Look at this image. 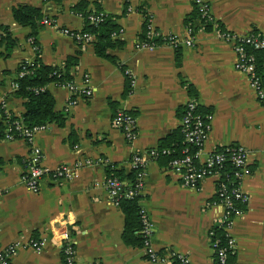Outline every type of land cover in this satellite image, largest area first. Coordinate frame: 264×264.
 Segmentation results:
<instances>
[{
  "label": "crops",
  "instance_id": "0c3cea01",
  "mask_svg": "<svg viewBox=\"0 0 264 264\" xmlns=\"http://www.w3.org/2000/svg\"><path fill=\"white\" fill-rule=\"evenodd\" d=\"M79 1L0 0V25L7 26L15 42L9 53L0 42V96L9 113L21 117L23 100L12 94L11 83L19 64L30 63L37 54L42 63L55 66L75 55L71 80L79 87L87 75L91 89L89 96L74 95L75 104L65 110L71 93L48 83L53 109L64 115L63 125L47 124L30 143L0 137V246L18 244L9 264H62L59 242L64 237L73 245L74 264H170L169 252L186 257L190 264H213L208 231L219 224L223 212L214 201V179L204 178L196 188L185 187L162 159L146 154L179 127L188 99L196 102L201 113L211 114L198 162L226 144L240 145L246 152L240 187L248 199L230 229L232 262L264 264V109L246 75L233 67L236 56L231 41L219 36L220 31L262 33L264 0H201L217 22L208 28L196 17L187 22L195 11L194 0H86L88 8L98 2L120 27L113 38L120 39L121 45L108 50L117 64L97 57L91 42L78 43L68 35L83 28L82 18L71 10ZM20 4L37 8L49 22L40 25L34 39L29 37V27L11 17L10 9ZM144 14L154 30L174 36L179 46L173 48L159 38L153 46L137 48ZM187 28L190 46L181 43L189 37ZM117 110L134 117L132 140L111 124ZM30 148L39 151L42 163L51 168L92 163L78 168L69 181L54 183L45 177L31 192L20 179ZM136 152L146 159L139 203L152 224L151 245L164 255V263L151 262L141 247L123 243L122 212L110 202L103 185L102 163L127 169ZM30 240L41 242L38 252L29 246Z\"/></svg>",
  "mask_w": 264,
  "mask_h": 264
},
{
  "label": "built area",
  "instance_id": "2783aa9c",
  "mask_svg": "<svg viewBox=\"0 0 264 264\" xmlns=\"http://www.w3.org/2000/svg\"><path fill=\"white\" fill-rule=\"evenodd\" d=\"M194 4L197 8L199 20L202 23H212L215 21L212 15L209 13L208 6L201 0H194ZM102 12L97 15H88V20L95 23L101 20L100 16ZM41 24L49 23L45 19H41ZM144 40L137 41L135 46L137 48H146L155 45L154 42L150 41L152 38L157 37L162 41L167 42L173 48L179 46V40L174 36H161L160 32L152 28L149 16L144 18ZM78 43H87L92 39V35L82 31H70L67 32ZM120 33V29L117 33H113L115 37ZM189 37L181 40L185 46H190L191 41V29L187 28ZM219 36L225 41H231L232 48L235 53L236 59L233 67L236 71L245 74L247 77L248 85L252 90L256 100L259 102L261 107L264 109V89L260 82L258 75L254 68V57L250 50H258L264 48V31L262 33H248V34H232L226 31H220ZM27 63V62H26ZM25 73L24 70L17 72L16 78L21 77ZM125 73H127L125 71ZM133 80L129 78V85H132ZM61 88L71 93V97L68 98L65 104V110L73 106L76 102V95L81 94L89 96L91 89L89 86V77L83 76L82 85L76 86L74 82L68 81L59 84ZM17 84L13 81L11 88L14 90ZM75 95V96H74ZM0 111L4 115L8 114L6 102L3 97L0 96ZM6 122V120H5ZM211 114L209 112L201 113L197 104L193 99H188L184 102L182 114L179 120V130L183 135L185 142V148L181 150L183 154L181 157L173 158L169 162V168L174 171L180 178V182L183 186L188 188H196L198 183L204 178H213L215 192L220 196L217 201L223 208L219 224L222 227L224 242L221 245L218 238H213V228L208 231L209 244L212 253L215 254V259L219 264H225L227 255L233 253L234 240L230 234V229L233 226L234 220L242 214V206L247 202V195L241 190V178L245 172L246 167V152L244 148L236 144H226L221 146L219 151L209 152L203 162L197 161V156L203 142L206 138L207 132L210 128ZM111 124L120 130L126 140H132L135 134V119L132 114L117 110L111 119ZM47 125H34L31 127H25L22 119L16 117L9 123H5L3 138L6 140H12L19 138L27 143L32 141L33 136L40 131L45 130ZM187 146L194 148L193 152L187 153ZM160 153L168 154L169 149H162ZM149 158H153L157 155V151L150 149L146 152ZM229 160L233 166V179L235 180V186L228 188L227 183L221 179L222 172L220 168L222 164ZM199 164L197 166L195 163ZM23 171L20 176L23 185L31 192H36L39 187L40 181L48 177L52 182L58 183L61 181H69L76 176L78 168L84 165H89L92 162H73L64 163L55 167H47L42 163V157L35 148H30L29 154L23 160ZM146 159L143 154L133 153L130 156L129 165L131 167H138L139 170L136 173V179L132 188L124 193V196H132L139 194L142 189V178L144 175V167ZM106 194L110 199V202L118 207V197L120 182L115 178H105L103 182ZM140 229L139 233L142 236L141 248L144 252V256L151 262L164 263L166 258L164 255H159L153 249L150 239L152 236V224L145 212L141 207L139 211ZM29 246H31L36 252L40 250V241L30 240ZM60 250L62 252L65 264H74V249L69 239L64 237L59 242ZM17 243H10L6 246H0V264H9L11 255L17 249ZM170 260L177 259L181 264H190L188 259L184 256L169 252Z\"/></svg>",
  "mask_w": 264,
  "mask_h": 264
},
{
  "label": "trees",
  "instance_id": "16d2710c",
  "mask_svg": "<svg viewBox=\"0 0 264 264\" xmlns=\"http://www.w3.org/2000/svg\"><path fill=\"white\" fill-rule=\"evenodd\" d=\"M87 5L88 2L86 0H81L71 6L72 12L79 15L83 20V28L80 31L87 32L92 35L90 42L92 43L93 52L97 57L108 59L112 63L117 64L115 59L108 54V50L121 45L122 41L118 38H113L112 36L113 33H117L119 31L120 27L115 23L114 16L106 14L100 10L98 2L94 1L92 8H88ZM99 12H102V15L100 16L101 20L95 23H92L88 20V15H97ZM10 14L12 19L17 24L29 27V37L34 39L37 29L40 27V25H42L40 23L42 15L39 10L32 6L20 4L12 7L10 9ZM145 15L146 14H144V16ZM193 17L199 18L196 5L195 11L192 12L188 17L187 22H190ZM203 24L206 25V28L213 25L209 22ZM216 24L217 22L214 23V25ZM142 28L143 30L140 34V39L144 40V22ZM150 41L155 43L159 41V38L154 37ZM0 42L3 44L4 52L6 53H9L15 44L8 32L7 26L5 25H0ZM32 43H34V41ZM250 52L254 57L255 72L258 75L264 89V48L250 50ZM178 59L179 58L176 55L175 60L178 61ZM75 64V55L66 57L61 66H55L42 63L38 57V54L30 63L22 61L19 64L17 72L19 70H24L25 73L21 77L15 78L14 82L17 84V87L13 90L12 94L23 100V112L20 118L22 119L25 127H31L34 125H47L51 123L55 124L56 126L63 125L64 115L61 112L54 111L53 98L47 91L46 85L48 83L59 85L64 82L71 81V70ZM187 88H189V85ZM128 89L129 88L126 84L125 91L127 92ZM0 113L3 121L2 126L0 125V137H3L5 123L11 122L16 117H14L11 113L6 115H4L2 111H0ZM185 146L186 145L183 140V135L178 127L158 140L157 145L154 147V150L157 151V155L153 157V159L160 158L164 161L166 166H169L171 159L181 157L183 155L181 150L185 148ZM162 149H169L170 153H160V150ZM186 150L187 153H190L193 152L194 148L192 146H187ZM219 150H221V146L216 147L213 151ZM136 154L140 153L136 152ZM102 164L105 178H115L120 182L118 208L123 215V229L121 233V239L126 245L141 247L142 236L138 231L140 229L139 211L141 209L139 201L141 200L142 195L140 192L136 195L124 196V193H126L129 188L133 187L136 179V173L139 168L131 166L127 169L122 167L118 168L116 167V164L109 161H105ZM195 164L199 166L197 161ZM233 170L234 168L229 160H226L220 168V171L222 172L221 179L227 183L228 188L235 186ZM219 199V194L215 192L214 201L217 202ZM213 230L214 235L213 238L211 237V240L218 238L220 240V244L222 245L224 242V237L221 225L216 224L213 227ZM212 258L213 264H219L215 259L214 253H212ZM232 258L233 253L228 254L225 264H233ZM61 259L62 264H65L62 252ZM170 264L181 263L179 260L173 259Z\"/></svg>",
  "mask_w": 264,
  "mask_h": 264
}]
</instances>
